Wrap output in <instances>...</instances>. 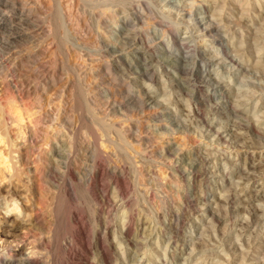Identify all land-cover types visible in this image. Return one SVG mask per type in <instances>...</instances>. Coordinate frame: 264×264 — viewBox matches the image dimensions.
<instances>
[{"label": "rangeland", "instance_id": "374dc122", "mask_svg": "<svg viewBox=\"0 0 264 264\" xmlns=\"http://www.w3.org/2000/svg\"><path fill=\"white\" fill-rule=\"evenodd\" d=\"M1 22L2 240L39 222V264H264V0H0Z\"/></svg>", "mask_w": 264, "mask_h": 264}, {"label": "bare ground", "instance_id": "6f19581e", "mask_svg": "<svg viewBox=\"0 0 264 264\" xmlns=\"http://www.w3.org/2000/svg\"><path fill=\"white\" fill-rule=\"evenodd\" d=\"M4 7H6L7 5H3ZM13 9V7L11 8ZM28 16V15H27ZM59 21V20H58ZM4 24L3 22L0 23V25ZM171 30V29H170ZM216 36V35H215ZM215 38V37H214ZM93 41V40H92ZM37 66V65H36ZM258 66V65H257ZM91 74V73H90ZM105 101V100H104ZM82 102V101H81ZM38 110V109H37ZM126 110V109H125ZM235 113V112H234ZM11 117V116H10ZM49 117V116H48ZM0 118H2V122H4V118L0 116ZM19 121H21L20 118H18V116H15L14 118H11V124L14 125H19ZM22 123V122H21ZM20 123V124H21ZM5 125V124H4ZM0 126V141L4 138H6L7 134H6V130H5V126ZM18 127V126H17ZM21 128V127H20ZM19 129V128H18ZM28 133V132H27ZM22 142L21 144V148H23V146L25 145V142L29 139V136L26 133L23 132H19L18 137ZM4 141V140H2ZM33 141V140H32ZM2 145V144H1ZM4 146V145H2ZM1 146V147H2ZM13 146V145H12ZM68 153V152H67ZM4 154V153H3ZM13 154V153H12ZM6 155V154H5ZM68 156V155H67ZM58 157V156H57ZM12 158V157H11ZM13 159V158H12ZM16 159V158H15ZM11 163V162H10ZM0 164L3 165V169H6V171H8V165L6 162V158H3L1 156L0 153ZM22 165V164H21ZM2 169V170H3ZM1 171V170H0ZM10 171V170H9ZM8 173V172H7ZM1 174V173H0ZM9 174V173H8ZM84 177V176H83ZM5 178V176H0V183L3 182L2 180ZM7 179V178H6ZM9 181V179H8ZM19 183V182H18ZM16 184V183H15ZM17 185V184H16ZM23 185V184H22ZM13 186V185H12ZM16 187V186H15ZM6 188V187H5ZM4 190V189H2ZM1 191V190H0ZM17 192V191H16ZM24 195V194H23ZM20 198V197H19ZM11 205V204H10ZM14 205V204H13ZM10 208V207H9ZM6 210V212H12L16 209L15 206H12L10 209L7 210V208H4ZM215 220V219H214ZM27 226V225H26ZM23 230V232H25V234H28L30 229H32L34 232H36V237H32V239L30 237H23V238H16V237H11V240L5 239V237H9L13 234V232L17 231V230ZM31 231V232H33ZM49 233V232H48ZM48 233H46L48 235ZM45 232L43 231V229L41 228V226L39 225V222L35 223V222H30L29 225L27 227L23 226L20 227L17 223H9L8 227L6 229L3 230V235H4V239L2 240L0 238V242H1V246L0 248L3 250H7V252L9 251H16L15 249H21L22 251L14 254L12 256V259L10 260L11 262H6L5 264H11L13 263L12 260H18V264H39L38 260L39 259H43L44 256V249L46 247V242H45V238L44 235H46ZM30 238V240H29ZM126 239V238H125ZM10 244H12L11 246H9ZM41 246H43L41 248ZM11 247V248H10ZM23 247L24 250H28V247H30V252L27 254V251H23ZM14 248V249H12ZM27 248V249H26ZM49 248V247H48ZM15 253V252H14ZM48 259V258H47ZM40 261V260H39ZM38 262V263H37ZM16 264V263H15Z\"/></svg>", "mask_w": 264, "mask_h": 264}]
</instances>
